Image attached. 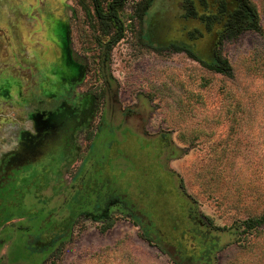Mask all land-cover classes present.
Returning <instances> with one entry per match:
<instances>
[{
  "label": "rangeland",
  "instance_id": "1",
  "mask_svg": "<svg viewBox=\"0 0 264 264\" xmlns=\"http://www.w3.org/2000/svg\"><path fill=\"white\" fill-rule=\"evenodd\" d=\"M102 1L107 10L111 0ZM194 1L199 15L216 11V0H208L207 9ZM251 1L259 28L218 41L221 27L206 32L188 15L189 0H155L148 11V0H128L119 10L124 37L108 49L114 24L98 17L93 0H0V69L16 76L23 71L33 91L49 76L46 67L38 68L51 27L54 44L66 43L86 74L83 90L105 98L104 132L95 134L98 118L87 136L83 126L74 132L75 159L64 166L65 186L89 157L86 184L105 175L106 189L118 187L128 201L112 205L107 217L79 214L68 238L43 258L30 252L28 236L48 218L46 182L38 174L21 189L6 187L0 237L15 236V244L8 251L4 245L7 258L0 264H264V0ZM17 18L31 28L26 41L17 33ZM198 28L204 36L194 40ZM176 45L191 47L207 63L225 59L227 65L211 69ZM27 55L37 63L27 62ZM37 106L1 104L0 125L13 116L22 121L24 112L30 121ZM5 137L0 153L9 143ZM60 184L55 190L63 196ZM70 206L67 200L51 218L58 230L67 226ZM208 246L212 251L199 256Z\"/></svg>",
  "mask_w": 264,
  "mask_h": 264
},
{
  "label": "flooded vegetation",
  "instance_id": "2",
  "mask_svg": "<svg viewBox=\"0 0 264 264\" xmlns=\"http://www.w3.org/2000/svg\"><path fill=\"white\" fill-rule=\"evenodd\" d=\"M198 1L206 9L210 7L208 0ZM189 2L192 4H187V8H194L198 12L196 2L194 0H189ZM33 6L37 7L38 3L33 2ZM16 29L23 41L31 36V28L22 19H16ZM47 33L45 36L51 39L50 41L47 40L49 43V46L46 47L48 48L47 51L44 53L43 50L39 51V57L44 65L38 69L46 67L49 76L42 83H35L36 87L32 88L33 91L27 88L26 78L20 76L23 71L18 72L19 76H16L15 72L10 74L8 71L0 69V105L15 103L22 110L24 108L26 110L28 101H36L38 105L35 111L29 114L30 121L26 120L25 123L24 120L27 116L24 112L22 121H17V118L13 116L14 121H4L0 125V137L6 136L5 138L9 142L0 153V192L4 191L6 187L8 190L9 188L21 189L23 186L30 185L36 175H42L43 181L46 182L44 184L45 196L49 199L48 204L50 203L51 209L47 215L48 218L37 226V232L29 235L28 239L32 243L30 252L44 254L43 258L48 253L54 252V249L63 243L66 237L68 238L70 227L79 214L93 218L107 217L112 205H118L119 201L122 205L127 206L128 202L125 200L126 196L118 194V187L110 186L106 189L105 175L102 177L103 180L93 181V186L86 184V179L91 181L89 175H86L89 157H85L81 161L80 169L75 172L68 185L65 186L64 166L69 169L75 159L71 154L75 148V143L72 141L74 132L77 127L83 126V131L86 132L87 136L95 119L98 118L95 134L101 135L105 130L107 121L106 102L100 91L96 93L83 90L86 74H81L82 70L72 58L66 43L61 41L62 43L55 42L56 44H54L55 31L53 28L50 27ZM25 60L30 63H37L38 61L32 55L25 56ZM49 61H55L56 67L49 69L47 67ZM37 85L41 89L37 88ZM32 92H35L32 95H36V97L28 98L27 94ZM38 96L46 97L47 100L44 101ZM78 96L81 99L77 98ZM56 99L57 101H55ZM52 100L55 101L52 104L54 107L43 109L42 105L46 101L51 102ZM27 122H29V126L26 125ZM7 131L9 134H6ZM99 172V168L95 169V173ZM98 175L102 174L99 173ZM59 183L66 188L63 193L65 198L55 190ZM102 187L104 190L101 191ZM67 190L68 192H66ZM57 197H60L58 205L57 203L53 204ZM75 199L77 200L76 204H74ZM67 200L71 203L69 210H67L68 214H66L67 226L58 230L56 226L58 224L55 225L51 218L58 212V208L64 207ZM152 217L155 218L154 215ZM155 223L158 224L157 220ZM17 228L19 229V227ZM14 239L15 236L7 239L0 237V261L7 258V252L4 254L1 252L4 245H9L7 251L11 250L15 244Z\"/></svg>",
  "mask_w": 264,
  "mask_h": 264
},
{
  "label": "trees",
  "instance_id": "3",
  "mask_svg": "<svg viewBox=\"0 0 264 264\" xmlns=\"http://www.w3.org/2000/svg\"><path fill=\"white\" fill-rule=\"evenodd\" d=\"M126 1L128 0H111L108 4L107 10H105L102 0H93L95 11L98 17L102 20L108 19L114 24L115 31L107 41L108 49L111 46L117 44L124 37L126 27L123 20L120 18L119 10L122 8ZM154 1L155 0H148L145 7L146 11L150 10ZM216 2V11L209 12L207 15H199L194 8L189 9L187 12H189L188 15H193L194 18L199 20L208 33H211L215 29V27H221L218 41L223 40L224 38H232L236 34H239L246 30H257V28H259L260 22L258 9L251 0H216ZM190 3L191 2H188L187 4L191 5L192 3ZM197 30L200 35L198 37L195 35V37L192 38L194 40H197L204 36V33L201 29L198 28ZM174 49L183 51L189 56L200 60L204 65L211 69L223 71L224 68L220 64L224 63L225 65H227V61L225 59H218L217 63H219V65L215 63H207L203 61L198 56V54L192 50L191 47L186 45H176ZM153 228L154 226L152 225L149 230ZM211 251L212 246H208L203 251L205 253H202L201 251L202 255H198L203 256L205 254H209Z\"/></svg>",
  "mask_w": 264,
  "mask_h": 264
}]
</instances>
